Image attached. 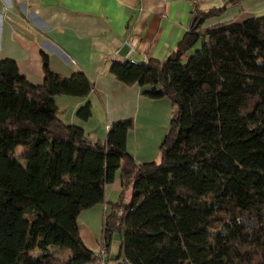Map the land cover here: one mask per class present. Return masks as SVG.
<instances>
[{"label":"trees","instance_id":"16d2710c","mask_svg":"<svg viewBox=\"0 0 264 264\" xmlns=\"http://www.w3.org/2000/svg\"><path fill=\"white\" fill-rule=\"evenodd\" d=\"M222 11H194L197 25L162 61L109 65L120 83L175 104L148 162L126 151L130 118L112 122L103 141L57 119L55 96L91 90L81 71L58 76L41 52L34 85L0 59V264H90L77 215L103 202L116 170L131 194L109 203L102 236L109 253L118 233L121 264H264V15L201 26ZM75 114L88 119L89 102Z\"/></svg>","mask_w":264,"mask_h":264},{"label":"crops","instance_id":"0c3cea01","mask_svg":"<svg viewBox=\"0 0 264 264\" xmlns=\"http://www.w3.org/2000/svg\"><path fill=\"white\" fill-rule=\"evenodd\" d=\"M212 7L223 11L203 20L202 27L264 15V0H0V59L13 60L18 72L34 85L42 81L41 52L49 70L58 76L81 71L91 90L86 97L55 96L57 119L82 128L90 141H103L112 122L130 118L126 151L134 162H148L157 158L172 102L168 97L147 98L135 83H120L109 65L164 60L195 22L194 11ZM85 101L91 114L80 120L75 113ZM118 176L116 170L105 183L102 203L77 215L79 234L92 249L101 239L109 203L130 197V186L121 190Z\"/></svg>","mask_w":264,"mask_h":264},{"label":"rangeland","instance_id":"374dc122","mask_svg":"<svg viewBox=\"0 0 264 264\" xmlns=\"http://www.w3.org/2000/svg\"><path fill=\"white\" fill-rule=\"evenodd\" d=\"M199 47V41H197L185 54H184V56L182 57V61H184L185 60V58L189 55V54H191L192 52H193V50H195V49H197ZM173 106H174V112H175V110H176V107H175V104H173ZM16 149L17 150H15L14 151V153H13V156L15 157V158H17V159H21V157H20V155H19V152H21L22 151V147L21 146H18V147H16ZM21 163H24L23 162V160L21 161V160H19ZM127 194H129V191L128 190H125V195H127ZM127 201H129V199H128V196H126L125 197V199H124V201H123V203H127ZM84 242V241H83ZM85 243V242H84ZM86 244V246L88 247V248H90V250L92 251V252H94L95 251V248L98 246V244H97V241H96V246L94 247V249H92L91 248V246L89 245V244H87V243H85ZM52 249V248H51ZM50 249V250H51ZM56 253H58L59 254V256L63 259V260H65L66 259V256L67 255H65L66 253V251H60V250H58V249H53ZM38 253V251H37V249H33V250H30V251H28V255H31V256H34L35 254H37Z\"/></svg>","mask_w":264,"mask_h":264},{"label":"built area","instance_id":"2783aa9c","mask_svg":"<svg viewBox=\"0 0 264 264\" xmlns=\"http://www.w3.org/2000/svg\"><path fill=\"white\" fill-rule=\"evenodd\" d=\"M130 62H135L134 60H129ZM114 264H119L120 260H113ZM109 253L107 247L105 246L103 236L99 240L98 246L93 252L92 260L90 264H109Z\"/></svg>","mask_w":264,"mask_h":264},{"label":"water","instance_id":"95a60500","mask_svg":"<svg viewBox=\"0 0 264 264\" xmlns=\"http://www.w3.org/2000/svg\"><path fill=\"white\" fill-rule=\"evenodd\" d=\"M197 23H198V20L195 21L193 26H196ZM120 249H121V243L119 241V235H118V233H114L110 237L109 259L110 260L118 259ZM119 264H121V262H119Z\"/></svg>","mask_w":264,"mask_h":264}]
</instances>
